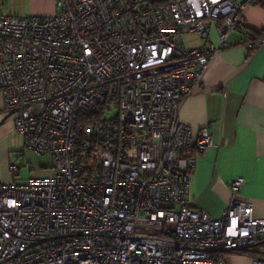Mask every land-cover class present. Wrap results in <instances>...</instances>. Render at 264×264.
<instances>
[{
  "label": "built area",
  "instance_id": "2783aa9c",
  "mask_svg": "<svg viewBox=\"0 0 264 264\" xmlns=\"http://www.w3.org/2000/svg\"><path fill=\"white\" fill-rule=\"evenodd\" d=\"M261 4L56 0L46 19L0 11L4 114L25 149L51 160L47 177L0 181V264H224L218 252L263 242L264 219L239 197L243 178L230 181L220 219L194 207L193 151L212 140L205 129L194 140L178 118L244 8ZM186 35L199 45L185 47Z\"/></svg>",
  "mask_w": 264,
  "mask_h": 264
},
{
  "label": "crops",
  "instance_id": "0c3cea01",
  "mask_svg": "<svg viewBox=\"0 0 264 264\" xmlns=\"http://www.w3.org/2000/svg\"><path fill=\"white\" fill-rule=\"evenodd\" d=\"M0 11L46 19L55 14L56 0H4ZM242 18L243 25L227 37L226 46L211 59L202 81L178 110L179 121L190 128L194 140L204 129L211 136L212 147L203 153L193 151L189 197L195 208L214 219L222 217L231 201L229 184L237 177L245 181L240 199L253 205L256 218L264 219V44L253 52L246 48L248 40L264 38V4L246 6ZM195 38L184 36L183 45L197 47ZM209 42L218 44L214 27ZM24 150L14 115L4 114L0 94V181L24 183L29 179L18 181L23 177ZM14 160L19 170L12 174L8 165ZM218 257L224 264H252L254 258L264 261V241L248 254L218 252Z\"/></svg>",
  "mask_w": 264,
  "mask_h": 264
},
{
  "label": "rangeland",
  "instance_id": "374dc122",
  "mask_svg": "<svg viewBox=\"0 0 264 264\" xmlns=\"http://www.w3.org/2000/svg\"><path fill=\"white\" fill-rule=\"evenodd\" d=\"M239 0H237L238 2ZM196 37V36H195ZM197 38V37H196ZM195 38V39H196ZM24 160L21 161V178L18 181H24L21 179H28V177H47L51 171V160L47 156H38L30 151H23ZM23 163H27L24 165Z\"/></svg>",
  "mask_w": 264,
  "mask_h": 264
},
{
  "label": "trees",
  "instance_id": "16d2710c",
  "mask_svg": "<svg viewBox=\"0 0 264 264\" xmlns=\"http://www.w3.org/2000/svg\"><path fill=\"white\" fill-rule=\"evenodd\" d=\"M260 38V37H259ZM255 39V38H254ZM250 52H253L254 50L252 49V50H250V49H248ZM252 252V251H251ZM250 253V252H249ZM248 254V253H247Z\"/></svg>",
  "mask_w": 264,
  "mask_h": 264
}]
</instances>
